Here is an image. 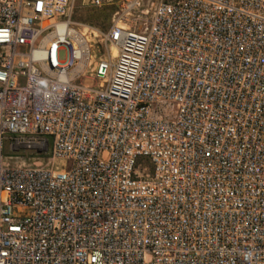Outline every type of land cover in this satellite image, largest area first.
Returning a JSON list of instances; mask_svg holds the SVG:
<instances>
[{"label":"built area","instance_id":"2783aa9c","mask_svg":"<svg viewBox=\"0 0 264 264\" xmlns=\"http://www.w3.org/2000/svg\"><path fill=\"white\" fill-rule=\"evenodd\" d=\"M77 3L0 0V264H264V0Z\"/></svg>","mask_w":264,"mask_h":264},{"label":"rangeland","instance_id":"374dc122","mask_svg":"<svg viewBox=\"0 0 264 264\" xmlns=\"http://www.w3.org/2000/svg\"><path fill=\"white\" fill-rule=\"evenodd\" d=\"M117 8L118 5L116 3L94 5L92 0H78L72 18L74 21L107 30L110 27L114 12ZM65 58L66 52H62L60 59L64 60ZM9 153L12 154V152Z\"/></svg>","mask_w":264,"mask_h":264}]
</instances>
